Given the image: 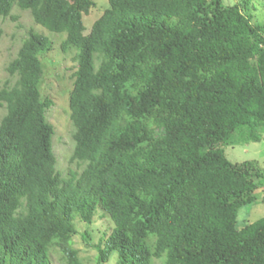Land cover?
<instances>
[{
  "label": "trees",
  "instance_id": "obj_1",
  "mask_svg": "<svg viewBox=\"0 0 264 264\" xmlns=\"http://www.w3.org/2000/svg\"><path fill=\"white\" fill-rule=\"evenodd\" d=\"M249 4L108 0L85 33L94 0H0V19L18 7L65 33L60 50L77 63V167L65 172L41 88L49 36L28 30L7 65L0 264H51L55 251L60 264H82L76 221L90 226L98 210L111 231L94 244L97 264L113 252L117 264H264V217L238 226L240 208L264 200V169L225 152L264 136V19ZM82 237L90 245L88 229Z\"/></svg>",
  "mask_w": 264,
  "mask_h": 264
},
{
  "label": "rangeland",
  "instance_id": "obj_2",
  "mask_svg": "<svg viewBox=\"0 0 264 264\" xmlns=\"http://www.w3.org/2000/svg\"><path fill=\"white\" fill-rule=\"evenodd\" d=\"M96 6L91 12L84 16L85 33L91 29L93 22L100 16L103 10L108 6V0H94ZM243 0H224L225 4H234ZM249 13L253 14L256 21L264 19V0H248ZM15 16V18L13 17ZM12 16L0 19V87L11 76L7 72L8 63L17 55L26 37L27 31L32 29L41 32L52 42V49L42 57L44 65V79L41 88L45 96L53 100V105L46 110V116L55 128L53 138V150L56 155V167L61 171H66L69 166L76 168L77 164L70 161L74 150L73 132L74 127L70 118L69 110V92L73 86L72 74L76 69L77 63L73 60L70 51L62 53L60 43L66 38L65 33L50 34L44 32L37 25L31 12L15 7ZM45 29V28H44ZM48 31V30H47ZM13 78H11L12 80ZM6 113V108L0 105V121ZM227 157L233 162H242L245 160H256L264 169V136L257 142L240 143L228 145L225 147ZM264 192H258V198H263ZM257 204H248L240 208L238 214V226L255 222L264 217V200H258ZM77 233L72 237V244L79 250L82 264H97V250L94 244L102 235L103 231L110 233L111 227L109 219L97 211L93 223L88 226L84 222L76 221ZM89 230L93 239L90 245L83 240V234ZM162 260H154L153 264H160ZM58 251L52 252L51 264H60ZM104 264H117V252H113L109 260Z\"/></svg>",
  "mask_w": 264,
  "mask_h": 264
}]
</instances>
